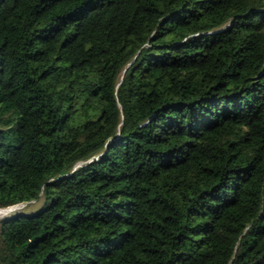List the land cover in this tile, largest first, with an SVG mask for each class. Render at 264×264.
Wrapping results in <instances>:
<instances>
[{"label":"trees","instance_id":"1","mask_svg":"<svg viewBox=\"0 0 264 264\" xmlns=\"http://www.w3.org/2000/svg\"><path fill=\"white\" fill-rule=\"evenodd\" d=\"M0 264H264V0H0Z\"/></svg>","mask_w":264,"mask_h":264},{"label":"rangeland","instance_id":"2","mask_svg":"<svg viewBox=\"0 0 264 264\" xmlns=\"http://www.w3.org/2000/svg\"><path fill=\"white\" fill-rule=\"evenodd\" d=\"M42 196L37 199V200H32V201H28V202H23V203H19L16 205H12L10 207H4V208H0L1 213H0V219H3L7 216H10L16 212H31L36 210L40 204L42 203Z\"/></svg>","mask_w":264,"mask_h":264},{"label":"bare ground","instance_id":"3","mask_svg":"<svg viewBox=\"0 0 264 264\" xmlns=\"http://www.w3.org/2000/svg\"><path fill=\"white\" fill-rule=\"evenodd\" d=\"M10 207V206H9ZM0 213H1V210H0Z\"/></svg>","mask_w":264,"mask_h":264}]
</instances>
